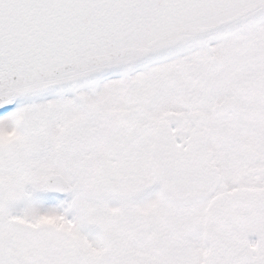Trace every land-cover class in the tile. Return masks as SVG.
<instances>
[{
    "label": "snow or ice",
    "instance_id": "6c2138e0",
    "mask_svg": "<svg viewBox=\"0 0 264 264\" xmlns=\"http://www.w3.org/2000/svg\"><path fill=\"white\" fill-rule=\"evenodd\" d=\"M0 264H264V0H0Z\"/></svg>",
    "mask_w": 264,
    "mask_h": 264
}]
</instances>
